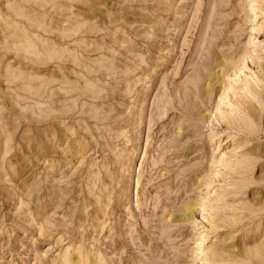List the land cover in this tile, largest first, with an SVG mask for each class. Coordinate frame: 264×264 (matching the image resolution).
<instances>
[{
	"label": "rangeland",
	"instance_id": "1",
	"mask_svg": "<svg viewBox=\"0 0 264 264\" xmlns=\"http://www.w3.org/2000/svg\"><path fill=\"white\" fill-rule=\"evenodd\" d=\"M0 264H264V0H0Z\"/></svg>",
	"mask_w": 264,
	"mask_h": 264
}]
</instances>
